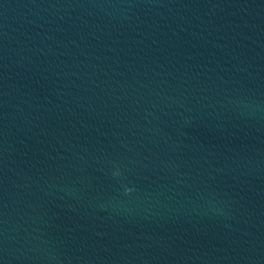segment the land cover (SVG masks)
<instances>
[{"label": "water", "instance_id": "1", "mask_svg": "<svg viewBox=\"0 0 264 264\" xmlns=\"http://www.w3.org/2000/svg\"><path fill=\"white\" fill-rule=\"evenodd\" d=\"M0 264H264V0H0Z\"/></svg>", "mask_w": 264, "mask_h": 264}]
</instances>
